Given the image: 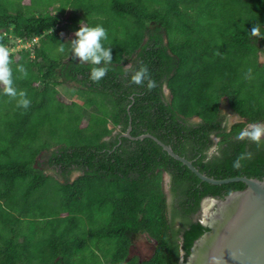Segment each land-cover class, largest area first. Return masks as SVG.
Returning <instances> with one entry per match:
<instances>
[{
    "label": "trees",
    "instance_id": "trees-1",
    "mask_svg": "<svg viewBox=\"0 0 264 264\" xmlns=\"http://www.w3.org/2000/svg\"><path fill=\"white\" fill-rule=\"evenodd\" d=\"M13 2L0 0V47L13 46L9 34L35 41L8 53L29 107L0 84V264H180L181 251L184 264L208 230L200 200L245 185L203 181L152 138L124 133H150L214 178H263L264 135L245 133L264 124V37L250 34H264V0ZM67 8L107 31L99 82L57 33ZM141 65L151 90L130 82ZM134 234L154 242L149 257L130 254Z\"/></svg>",
    "mask_w": 264,
    "mask_h": 264
},
{
    "label": "water",
    "instance_id": "water-1",
    "mask_svg": "<svg viewBox=\"0 0 264 264\" xmlns=\"http://www.w3.org/2000/svg\"><path fill=\"white\" fill-rule=\"evenodd\" d=\"M167 92V88H164ZM129 125L124 135L132 139L150 137L174 159L186 165L197 177L211 184L240 181L244 188L233 190L222 198L204 196L199 204L197 220L208 227L196 238L184 264H264V177L244 175L214 178L200 172L191 160L181 156L150 133L130 135ZM212 198L211 209L203 210V199ZM210 208V207H209ZM204 212L206 216L204 217ZM181 251L180 264L183 262Z\"/></svg>",
    "mask_w": 264,
    "mask_h": 264
},
{
    "label": "clouds",
    "instance_id": "clouds-1",
    "mask_svg": "<svg viewBox=\"0 0 264 264\" xmlns=\"http://www.w3.org/2000/svg\"><path fill=\"white\" fill-rule=\"evenodd\" d=\"M250 34L252 36L264 37V34H261L259 26H253ZM107 39L106 29L101 25H95L80 26L74 32V39L69 41V48L73 58H79L81 62H87L92 65L89 79L93 82H99L109 71L107 65L112 61V48L104 46V41ZM57 50L63 53L65 51L63 44ZM17 71L22 76H27V71L23 66H18ZM130 82L136 85H144L149 90L156 86V82L151 79L149 69L146 65H141L138 69L132 70ZM0 84L3 85L4 95L11 98H18V107L24 109L29 107L30 100L27 98V93L23 90H18L14 86V76L13 70L10 67L9 54L3 47H0ZM248 126L250 128L253 127V125ZM261 133L262 129L259 126H254L253 130L245 133V135L249 136L253 141L258 142ZM235 166H239L238 161Z\"/></svg>",
    "mask_w": 264,
    "mask_h": 264
},
{
    "label": "rangeland",
    "instance_id": "rangeland-1",
    "mask_svg": "<svg viewBox=\"0 0 264 264\" xmlns=\"http://www.w3.org/2000/svg\"><path fill=\"white\" fill-rule=\"evenodd\" d=\"M12 1L17 2V0H12ZM62 1H64V0H61V2ZM65 1H68V0H65ZM80 1L81 0H74V5H78L80 3ZM84 1H86V3L83 4L82 9H85V4L96 5V6H105L106 5L108 7L110 5V2H111V0H84ZM89 1L91 3H88ZM56 5H57L56 3H53V4H49L48 7L56 6ZM51 11H52V13H55V10L52 9ZM69 11H70V8H67L65 14L64 13L62 14L61 20H60L61 23L59 24V28L57 29V33L62 38L66 37V38L72 39V38H74L75 30L78 29L77 27L78 26L79 27L80 26L85 27V26H87L88 22L86 20L79 22L76 19L77 15L69 16V14H67V16H66V13H68ZM67 26H71V29H67ZM9 36L12 37L11 43L13 46L8 47V49H7L8 53H11V51H14V52L19 51L20 49H24V47L28 48V50H29V45H31L32 42L35 41V39H33L31 41L30 40L29 41H21L20 39L14 38L13 34H9ZM260 60L263 61L264 58L261 57ZM65 101L69 102L70 99L67 96H65ZM97 106L98 105L96 104V107ZM221 106H222V111L224 113H226V114L228 113L230 115V118H229L230 122L238 120L237 116H234L230 113V110H229L226 102H223L221 104ZM94 109L98 110V108H95V107H94ZM85 122H87V120L84 118L82 124H84ZM108 126L112 127V124L109 122ZM162 177H163L164 191L168 195L169 194V186H168L169 177L166 173H162ZM167 202L169 203V200H167ZM211 208L212 207L210 206L209 210ZM197 217H199V213H197L196 218ZM178 220L179 219H176L177 223H178ZM153 249H154V242L150 238H148V236H146L145 234H134L131 237L130 254H137L140 258L144 259V258H147L151 255V253L153 252Z\"/></svg>",
    "mask_w": 264,
    "mask_h": 264
},
{
    "label": "bare ground",
    "instance_id": "bare-ground-1",
    "mask_svg": "<svg viewBox=\"0 0 264 264\" xmlns=\"http://www.w3.org/2000/svg\"><path fill=\"white\" fill-rule=\"evenodd\" d=\"M212 203H213V199L212 198L203 199V201H202L203 210L205 211L206 209H209V207L211 206ZM203 215L205 217L206 213L204 212Z\"/></svg>",
    "mask_w": 264,
    "mask_h": 264
},
{
    "label": "flooded vegetation",
    "instance_id": "flooded-vegetation-1",
    "mask_svg": "<svg viewBox=\"0 0 264 264\" xmlns=\"http://www.w3.org/2000/svg\"><path fill=\"white\" fill-rule=\"evenodd\" d=\"M259 127L262 129L261 136H263L264 135V124H261ZM167 200H169V203L171 202V196H170V194L167 195Z\"/></svg>",
    "mask_w": 264,
    "mask_h": 264
},
{
    "label": "crops",
    "instance_id": "crops-1",
    "mask_svg": "<svg viewBox=\"0 0 264 264\" xmlns=\"http://www.w3.org/2000/svg\"><path fill=\"white\" fill-rule=\"evenodd\" d=\"M61 34V33H60ZM60 36V35H59ZM169 177V176H168Z\"/></svg>",
    "mask_w": 264,
    "mask_h": 264
}]
</instances>
